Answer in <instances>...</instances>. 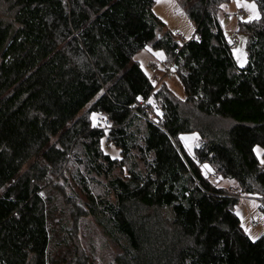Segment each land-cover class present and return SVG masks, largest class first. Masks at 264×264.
Returning a JSON list of instances; mask_svg holds the SVG:
<instances>
[{
	"label": "trees",
	"instance_id": "obj_1",
	"mask_svg": "<svg viewBox=\"0 0 264 264\" xmlns=\"http://www.w3.org/2000/svg\"><path fill=\"white\" fill-rule=\"evenodd\" d=\"M224 1L179 0L199 34L179 42L155 0H0V264H53L42 185L63 179L71 157L85 204L74 216L99 219L120 245L117 264H264V237L243 231L240 199L201 168L264 209L254 151L264 157V0L258 20L241 22L243 65L217 17ZM146 45L166 50L185 98L134 60ZM151 94L157 121L132 112ZM139 108L148 115L151 103ZM100 114L109 129L93 123ZM192 131L190 155L181 134Z\"/></svg>",
	"mask_w": 264,
	"mask_h": 264
},
{
	"label": "rangeland",
	"instance_id": "obj_2",
	"mask_svg": "<svg viewBox=\"0 0 264 264\" xmlns=\"http://www.w3.org/2000/svg\"><path fill=\"white\" fill-rule=\"evenodd\" d=\"M253 3L256 5L255 13L249 7ZM240 9L244 10L242 15L239 14ZM153 10L164 22V29L169 30L176 37L177 41L183 42L195 36V25L179 0H155ZM250 16L252 19H249ZM217 17L227 36L234 32L236 33L238 43L234 54L240 65L245 64L247 59V35L244 31L240 30V26L241 22H250L260 18V9L257 1L226 0L219 6ZM157 52H161L163 55L158 56L156 55ZM166 58L167 52L165 49L155 48L152 45H146L134 56V60H137L151 77H157L155 79L165 81L177 97L185 98L186 89L176 73V68L172 67L169 69L165 65ZM155 66L156 70L151 75V70L153 71ZM149 111H151V108ZM93 123L97 124L100 128L102 127L96 121H93ZM102 129L107 130L109 128ZM193 133L196 134L195 137L192 136ZM182 136L187 137L186 140L181 139V141L186 151L192 155L195 146L199 142L198 132H186L182 133ZM104 149L109 151L113 156L119 155V150L113 145L107 148L104 147ZM262 155L263 149L259 146V156L261 159H264ZM78 164V160L71 157L68 164L66 163L67 170L63 179L57 180L52 176L49 182H45L42 185L41 193L46 201L48 214L50 257L53 264H117L116 255L120 250V245L114 237L105 231L99 219L93 215L74 216V212H76L75 204L78 206L85 205L84 196L73 179ZM204 164L209 165L211 171L203 168ZM201 168L203 174L215 181L216 184L228 185L229 188L235 187L236 192L234 194L240 199L235 205V211L240 218L243 231L252 239L253 237L255 239L264 237L262 198L241 190L234 180L232 181V179L216 175L208 162L201 163ZM94 188L100 191V183L97 182ZM70 196L77 199L69 202L67 198Z\"/></svg>",
	"mask_w": 264,
	"mask_h": 264
},
{
	"label": "built area",
	"instance_id": "obj_3",
	"mask_svg": "<svg viewBox=\"0 0 264 264\" xmlns=\"http://www.w3.org/2000/svg\"><path fill=\"white\" fill-rule=\"evenodd\" d=\"M243 12H244L243 9L239 10V14L240 15H242ZM195 36L198 37L199 34L195 33ZM227 39H228V43H229L230 48L231 49H235L237 47V43H238L237 42V38H236V33L234 32L231 35L227 36ZM165 65L168 66L169 69L174 67L173 63H169L168 64V63L165 62ZM156 80H157V83L160 82L158 79H156ZM147 103H151V111L148 112L149 113L148 115L146 113L144 114V112L140 111V108H139L140 105L141 106H146ZM132 112L140 115L141 117H143L145 119L152 120V121H157V119L161 118L162 113H163V109H162L161 102L159 100L155 99L153 97V95L151 94L147 98H141L140 101H139V105L132 107ZM97 123H99L102 126V128H105V129L109 128L110 125H111L110 119L105 114L98 115ZM230 190L232 191L233 194H234V192H236L235 187H230Z\"/></svg>",
	"mask_w": 264,
	"mask_h": 264
},
{
	"label": "snow or ice",
	"instance_id": "obj_4",
	"mask_svg": "<svg viewBox=\"0 0 264 264\" xmlns=\"http://www.w3.org/2000/svg\"><path fill=\"white\" fill-rule=\"evenodd\" d=\"M249 7L251 8V10H252L254 13L256 12V5H255L254 3H253V4H250ZM257 18H258V17H257ZM249 19H252V17L250 16ZM156 55H158V56H162L163 54H162L161 52H157ZM137 99H140V97H138ZM92 116H93V118H95L96 114L93 113ZM192 136L195 137L196 134L193 133ZM181 139L186 140L187 137H183V136H182ZM254 151H257V154L259 155V146H257L256 148H254ZM261 162L264 163V160H262ZM203 168L207 169L208 171H211L210 166L207 165V164H204V165H203ZM253 239H255V237H253Z\"/></svg>",
	"mask_w": 264,
	"mask_h": 264
},
{
	"label": "crops",
	"instance_id": "obj_5",
	"mask_svg": "<svg viewBox=\"0 0 264 264\" xmlns=\"http://www.w3.org/2000/svg\"><path fill=\"white\" fill-rule=\"evenodd\" d=\"M154 70H156V66L153 68V71L151 70V75L154 74ZM154 76H155V75H154ZM152 78H153V80H154L156 77H155V78L152 77ZM155 80H156V79H155ZM232 181H233V180H232ZM230 184H231V183H230ZM220 186H223V185H220ZM226 186H228V185H226Z\"/></svg>",
	"mask_w": 264,
	"mask_h": 264
}]
</instances>
